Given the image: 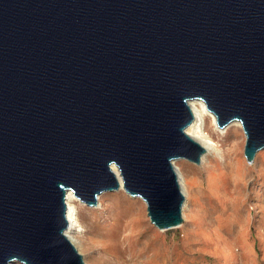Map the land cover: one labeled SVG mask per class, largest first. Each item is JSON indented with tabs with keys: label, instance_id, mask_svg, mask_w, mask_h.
Returning <instances> with one entry per match:
<instances>
[{
	"label": "water",
	"instance_id": "water-1",
	"mask_svg": "<svg viewBox=\"0 0 264 264\" xmlns=\"http://www.w3.org/2000/svg\"><path fill=\"white\" fill-rule=\"evenodd\" d=\"M192 99L245 157L264 148V0H0V264H86L66 192L140 196L184 221L175 161L200 163Z\"/></svg>",
	"mask_w": 264,
	"mask_h": 264
},
{
	"label": "rangeland",
	"instance_id": "rangeland-1",
	"mask_svg": "<svg viewBox=\"0 0 264 264\" xmlns=\"http://www.w3.org/2000/svg\"><path fill=\"white\" fill-rule=\"evenodd\" d=\"M234 132L214 134L225 157L175 161L188 192L176 227L158 228L124 188L103 192L95 206L79 203L85 263L264 264V148L249 163L246 134Z\"/></svg>",
	"mask_w": 264,
	"mask_h": 264
},
{
	"label": "bare ground",
	"instance_id": "bare-ground-1",
	"mask_svg": "<svg viewBox=\"0 0 264 264\" xmlns=\"http://www.w3.org/2000/svg\"><path fill=\"white\" fill-rule=\"evenodd\" d=\"M189 105L193 111L194 119L186 127V132L194 140L200 143V145H202L205 149V152L202 153L201 155L200 163L204 162L206 158H208L209 160H212V157L214 155H221L222 157H225V151L218 144V141L216 140L214 134L220 133V132L225 133L230 130H234L236 132L240 128H243L242 123L240 121H232L226 127L221 128L218 125L216 115L207 108L205 101L201 99H192L189 101ZM175 166L178 172L180 183L182 185V190L185 196H187V193H188L187 185H186L184 173L181 170L182 167L180 168L179 165H177L176 163H175ZM112 170L114 171V173L116 174L120 182V188H124V185H123L124 181L122 179L119 169L114 164H112ZM134 197H140V196H134ZM99 198H100V195H99ZM66 203H67L68 226L65 232L68 238L79 249V243H80L79 236L84 229L81 219H80V204L84 202H82L72 190H68L66 192ZM17 263L18 262H14L13 264H17ZM21 264H24V263H21Z\"/></svg>",
	"mask_w": 264,
	"mask_h": 264
}]
</instances>
